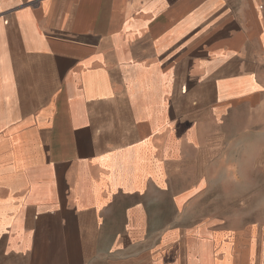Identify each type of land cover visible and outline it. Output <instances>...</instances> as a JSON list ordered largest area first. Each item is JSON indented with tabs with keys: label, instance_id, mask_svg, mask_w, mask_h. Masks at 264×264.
<instances>
[{
	"label": "crops",
	"instance_id": "1",
	"mask_svg": "<svg viewBox=\"0 0 264 264\" xmlns=\"http://www.w3.org/2000/svg\"><path fill=\"white\" fill-rule=\"evenodd\" d=\"M264 0H0V264H264Z\"/></svg>",
	"mask_w": 264,
	"mask_h": 264
},
{
	"label": "built area",
	"instance_id": "2",
	"mask_svg": "<svg viewBox=\"0 0 264 264\" xmlns=\"http://www.w3.org/2000/svg\"><path fill=\"white\" fill-rule=\"evenodd\" d=\"M263 58H264V52H263Z\"/></svg>",
	"mask_w": 264,
	"mask_h": 264
}]
</instances>
